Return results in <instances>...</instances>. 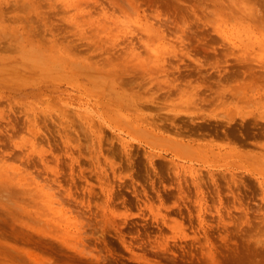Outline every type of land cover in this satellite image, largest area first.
I'll list each match as a JSON object with an SVG mask.
<instances>
[{
	"label": "rangeland",
	"instance_id": "374dc122",
	"mask_svg": "<svg viewBox=\"0 0 264 264\" xmlns=\"http://www.w3.org/2000/svg\"><path fill=\"white\" fill-rule=\"evenodd\" d=\"M0 72V264H264V0H0Z\"/></svg>",
	"mask_w": 264,
	"mask_h": 264
},
{
	"label": "bare ground",
	"instance_id": "6f19581e",
	"mask_svg": "<svg viewBox=\"0 0 264 264\" xmlns=\"http://www.w3.org/2000/svg\"><path fill=\"white\" fill-rule=\"evenodd\" d=\"M14 30H15V29H14ZM8 31H9V29H8ZM30 31H31V30H30ZM30 31H29V33H27V34H30ZM31 32H32V31H31ZM5 33H7V32H5ZM8 35H9V34H8ZM27 36H28V35H27ZM24 38H25V37H24ZM24 38H23V39H24ZM27 49H28V48L26 47V50H27ZM32 53H33V52H32ZM32 53H30L31 56H32ZM30 54H29V55H30ZM26 55H28V53H27ZM33 55H34V54H33ZM28 57H29V56H28ZM28 57L26 56L25 58L27 59ZM34 57H35V56H34ZM25 58H24V59H25ZM29 58H30V57H29ZM29 60H32V59H29ZM22 61H23V60H22ZM32 61H33V60H32ZM34 61H36V59H34ZM24 68H25V67H24ZM24 68H22V69H24ZM12 69H13V68H12ZM25 69H27V67H26ZM6 70H9V68H6ZM18 72H19V71H18ZM0 73H1V72H0ZM4 73H6V72H4ZM255 74H258V72L255 73ZM259 74H262V73H260V71H259ZM259 74H258V77H259ZM8 75H9V74H8ZM15 75H16V74H15ZM176 75H178V74H176ZM176 75H175V76H176ZM18 76H19V75H18ZM253 76H254V75H253ZM176 77H177V76H176ZM176 77H175V79H178V78H176ZM9 78H10V77H9ZM251 78H252V79H255V78L252 77V74H251ZM12 79H13V78H12ZM19 79H20V78H19ZM256 79H257V77H256ZM256 79H255V81H256ZM12 81H13V80H12ZM257 81H258V79H257ZM189 82H190V81H189ZM172 83H173V82H172ZM172 83H171V84H172ZM171 84L169 85V88H167V90H165V92L168 91V93H170V90H173V89H174V88H171V86H172ZM173 84L175 85V82H174ZM192 84H193V83H192ZM192 84H191V85H192ZM256 84H257V82H256ZM189 85H190V84H189ZM193 85H195V84H193ZM197 85H198V84H197ZM177 86H178V85H177ZM177 86H176V87H177ZM179 86H180V85H179ZM179 86H178V87H179ZM187 86H188V84H187ZM255 86H256V85H255ZM178 87H177V88H178ZM170 88H171V89H170ZM177 88H176L175 90H177ZM183 88H184V87H183ZM183 88H182V90H184ZM187 88H190V87L188 86ZM187 88H185V90H186ZM193 88H194V86H193ZM193 88H192V89H193ZM201 88H202V87H201ZM169 89H170V90H169ZM178 89H179V88H178ZM190 89H191V88H190ZM194 89H196V88H194ZM198 89H199V88H198ZM175 90H174V91H175ZM180 90H181V88H180ZM187 90H188V89H187ZM198 91H199V90H198ZM198 91H197L198 94H196V95H197V96H198V95L200 96L201 93H199ZM172 92H173V91H172ZM179 92H180V91H179ZM191 92L193 93L194 90H193V91L191 90ZM183 93H184V92L181 91V95H186V92H185L184 94H183ZM192 93H191V94H192ZM173 94H174V92H173ZM176 94H178V93H176ZM176 94H174V95H176ZM187 94H188V93H187ZM167 95H169V94H167ZM174 95H172V96H174ZM188 95H189V94H188ZM188 95H187V96H188ZM215 95H217V94H215ZM178 96H179V95H178ZM187 96H186V98H187ZM192 96H193V95H192ZM192 96H191V98H192ZM168 97H169V96H168ZM168 97H167V99H169ZM170 97H171V96H170ZM174 97H176V96H174ZM200 97L202 98V95H201ZM198 98H199V97H198ZM171 99H172V97H171ZM176 99H177V98H176ZM189 99H190V98H189ZM165 100H166V99H165ZM191 100H192V99H191ZM195 100H196V99H195ZM195 100H194V101H195ZM169 101H170V100H169ZM174 101H175V100H174ZM174 101L172 100V102H174ZM166 102H168V100H167ZM175 102H176V104H177V101H175ZM178 103H180V102H178ZM186 103L189 104V102H186ZM217 103H219V102H217ZM172 104H173V103H172ZM199 104H200V106H201V103H199ZM223 104H224V103H223ZM182 105H183V104H182ZM182 105L179 106V104H178V106H179L180 108H184L185 106L183 107ZM190 105H191V102H190ZM216 105H217V104H216ZM219 105H221V104H219ZM219 105H217V106H219ZM233 105H234V104H233ZM173 106H174V104H173ZM178 106H177V107L175 106L176 109L178 108ZM181 106H182V107H181ZM198 107H199V106H198ZM188 108L190 109L191 106L188 107ZM200 108H201V107H200ZM203 108L205 109V106L203 107V105H202V109H203ZM218 108H219V107H218ZM186 110H187V109H186ZM200 110H201V109H200ZM197 111H199V109H197ZM219 118H220V117H219ZM221 118H222V117H221ZM227 120H229V119H227ZM217 121H218V120H217ZM219 122H221V120H220ZM219 122H218V123H219ZM180 138H181V137H180ZM194 138H195V137H194ZM182 139H183V138H182ZM188 139H190V140L192 139V141H193V138H188ZM170 140L172 141L173 139H169V141H170ZM194 140H195V139H194ZM171 141H170V142H171ZM184 141H185V140H184ZM195 141H196V140H195ZM195 141H193V142H195ZM197 141H198V140H197ZM175 142H176V141H175ZM173 143H174V141H173ZM173 143H172V144H173ZM176 144L178 145L177 142H176ZM180 144L182 145L183 143H180V142H179V145H180ZM193 144H194V143H193ZM200 144H201V143H199V146H198V143H197L196 148H195V147H193V148L198 149L197 147H199V148H201V149H199V150H202V147H200ZM173 145H175V144H173ZM177 145H176V146H177ZM183 145H184V144H183ZM188 145H189V143H188ZM184 146H185V145H184ZM192 146H193V145H192ZM201 146H203V144H202ZM179 147H180V146H179ZM190 147H191V145H190ZM204 147H205V146H204ZM204 147H203V148H204ZM207 147H208V146H207ZM182 148H183V147H182ZM186 149H187V147H186ZM191 149H192V147H191ZM208 149H209V148H208ZM189 150H190V149H189V147H188V149L185 150V151H189ZM192 150H193V149H192ZM203 150H205V149H203ZM206 150H207V149H206ZM190 151H191V150H190ZM193 151H194V150H193ZM193 151H192V152H193ZM261 168H262V167H261ZM12 215H13V214H12ZM46 241H47V240H46ZM47 242H51V244H54V243H53L52 241H50V240L47 241ZM45 243H46V242H45ZM47 244H48V243H47ZM48 245H50V243H49ZM55 245L58 246L57 249H58L59 251H58V250H57V251H58V252H60V251L62 252L63 249H59V244H58V245L55 244ZM55 245H54V246H55ZM39 246H40V245H38V249H37V250H39ZM60 246H61V245H60ZM0 248H1V247H0ZM41 248H42V246L40 247V249H41ZM50 248H51V245H50V247L48 248V250H49ZM52 249H53V246H52ZM55 249H56V248H55ZM4 250H5V248H4ZM6 250H8V249H6ZM10 251H11V250H10ZM46 251H47V250H46ZM55 251H56V250H55ZM2 252H4V251H1V253H2ZM5 252H8V251H5ZM11 252H12V251H11ZM41 252H43V250H42ZM49 252H51V251L49 250ZM49 252H48L47 254H49ZM52 252H53V250H52ZM1 253H0V257L5 255V254L1 255ZM8 253H9V252H8ZM43 253H44V252H43ZM55 253H56V252H55ZM12 254H13V253H12ZM12 254L9 253V255H7V257H6V256H5V257L8 258V259H10V258L12 259L13 256L15 255V254H13V255H12ZM44 254H46V253H44ZM50 254H51V253H50ZM50 254H49V255H50ZM10 255H11L12 257L9 258L8 256H10ZM49 255H48V256H49ZM55 255H56V258H58L57 260H59L60 263H61V262H62V263L65 262L63 259H59V257H57V256H58V253L55 254ZM59 256H61V255H59ZM50 257H51V256H50ZM53 257H54V255H53ZM53 257H52V258H53ZM1 258L4 259V257H1ZM15 258L18 259L17 256H15ZM56 258H54V259L56 260ZM60 258H61V257H60ZM8 259H6V260H8ZM13 259H14V258H13ZM54 259H53V261H54ZM20 260H21V261H20V263H21V262H22V259H20ZM35 260H36V259H35ZM60 260H61V261H60ZM36 261H37V260H36ZM10 262L13 263V262H16V261H14V260L11 261V260H10ZM10 262H9V263H10ZM18 262H19V261H18ZM18 262H16L15 264H17ZM7 263H8V262H7ZM22 263H23V262H22ZM22 263H21V264H22ZM56 263H57V262H56ZM56 263L54 262V264H56ZM62 263H61V264H62ZM18 264H19V263H18ZM28 264H31V262L28 263ZM34 264H35V262H34Z\"/></svg>",
	"mask_w": 264,
	"mask_h": 264
}]
</instances>
